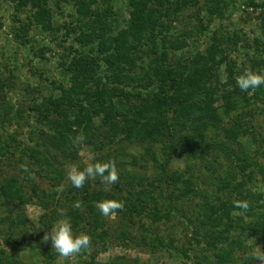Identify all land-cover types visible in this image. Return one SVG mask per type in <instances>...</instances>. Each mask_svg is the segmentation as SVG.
<instances>
[{"label":"rangeland","instance_id":"obj_1","mask_svg":"<svg viewBox=\"0 0 264 264\" xmlns=\"http://www.w3.org/2000/svg\"><path fill=\"white\" fill-rule=\"evenodd\" d=\"M78 1L49 0L48 27L32 21L22 38L15 28L31 21L30 7L16 14L20 0H0V149L8 150L7 154L0 151V184L20 178L25 200L31 201L21 212L24 225L14 229L7 220V207L0 204V263L4 264L1 256L6 253L15 255L19 264H260L250 250L258 246L264 252V91H241L236 77L249 69L264 74V0H195V5L181 10L172 6V15L145 33L136 46L132 58L144 69L167 57V67L181 69L182 79H190L191 73L200 77L197 90L186 92L217 112L204 135L192 124L181 133L191 143L173 132L133 140L120 131L111 135L105 118L94 115L88 95H82L76 100L79 109L88 113L89 123L87 130L86 123L81 129L73 127L76 137H84L79 145L72 139L78 153L73 160L68 155L74 148L59 155L48 147L52 141L41 139V131H50L32 109L51 110L50 99L73 87L87 94L102 87L131 89L127 81L120 86L114 83L113 72L96 62L100 49L90 35L116 36L125 31L132 20L129 1L84 0L86 17L80 16ZM83 31L88 34L82 41L87 46L80 49L77 43ZM151 36L160 41L154 53ZM74 58L80 60L76 72L70 68ZM143 70L136 73L141 76ZM160 80L136 85L142 98L145 87L152 93L168 90ZM79 109L74 106L65 113ZM51 118L60 119L56 114ZM115 123L120 124L119 119ZM222 145L241 156L228 158ZM87 150L95 154V161L86 159ZM22 152L29 172L21 169ZM39 154H46L48 161ZM238 157L246 161L243 169ZM97 161H114L118 181L108 191L99 177L89 179L82 188L73 187L66 165L76 164L82 170ZM54 170L62 173L60 184ZM174 174L186 181L179 183L171 178ZM137 179L142 180L138 185ZM219 180L232 184L222 191V185H216ZM152 184L160 193L157 205L147 199ZM59 185L64 187L62 192L55 190ZM104 199L122 201L123 211L114 218L103 216L96 205ZM235 200L247 201L249 207L246 211L231 207L228 220L223 208L233 206ZM60 209L74 235L91 238L87 251L67 259L52 249L50 240L43 241L61 218ZM234 211L241 214L233 215ZM159 241L167 247L162 248Z\"/></svg>","mask_w":264,"mask_h":264},{"label":"trees","instance_id":"obj_2","mask_svg":"<svg viewBox=\"0 0 264 264\" xmlns=\"http://www.w3.org/2000/svg\"><path fill=\"white\" fill-rule=\"evenodd\" d=\"M83 1L84 0H79L77 2V6L80 7V16L86 17L88 11L85 9L86 5ZM128 1L131 8L132 20L125 31L116 36H112L110 33L107 36H103V33L101 36L96 33H92L90 35L94 37V44L97 42L100 49L99 52L95 54L96 62H99L101 65L105 63L106 67L113 72L112 78L115 80H113L114 83H117V85L120 86L124 83V81H127L130 84L127 88L130 87L131 89L127 91V89L120 87H102L99 90L97 89L94 93H91L92 91H90L87 94V92L78 93L76 87H73L68 91L64 89L61 97L50 99L51 110L47 109L46 106H38L32 109V112H36V118L41 117L42 122H47L46 127H48L50 131V134H47L46 132H42L40 130L41 139L45 140V142H47L46 139L52 141L48 147L57 150L59 155H65L67 150L74 148V152L69 154L68 157L69 159L75 160L78 156L76 147L73 146L72 139L73 137H76V135H74L73 127L76 125L79 129H81L83 124L86 123L84 126L87 130V124L89 123L88 119H86V117H88V113L86 114L85 111L79 109L80 106L76 100L77 97L82 95H88L89 108L93 114H98L99 116L105 118L106 126H108V133L116 136L120 131V133H123L131 140L141 138L144 135L151 136L155 134L173 132L175 135L178 134L182 140H186L188 143H191L192 140H189L187 137L181 135V133L184 134L190 124L195 125V127L200 131V135H204L209 127L213 126L212 123L216 119L217 112H215V110L211 107V104L205 101L199 102V100H194L193 94H189V97L186 92V90H197L200 86V82L198 81L200 79L199 76L194 77L190 72V79H182V73L180 72L181 69H169L167 67V57L166 59L161 57L158 59L162 61L161 63L157 61V63H155L152 67H148V69L140 67L139 63H137L136 57L132 58L133 53L136 50V46L143 39L142 36L149 30H155L156 26L161 25V22L168 19L173 13L171 12L172 6L181 10L183 7L190 6L191 4L195 5V0H154L153 3H149L150 0ZM19 4L20 5L16 8V14H19L25 8L28 9L30 7L28 14L32 15L29 17L31 19L29 23L24 26H16L15 30L18 33L17 36L25 38L32 21L38 25L48 27V24L52 19L51 11L48 8L49 0H20ZM95 14L97 15V12H95ZM16 21H21L19 16ZM96 22L99 23L97 20ZM84 35L88 34H85L83 31V34L81 35L82 38L78 41L80 44L77 43L80 46V49L87 46L84 42H82L84 41ZM78 38L76 37V39ZM86 38L89 37L87 36ZM91 40L93 41V39ZM150 41L154 45L152 47V53H154L158 50L157 45L160 41L152 36L150 37ZM72 54H74V52ZM163 55L166 56V53ZM79 61L80 60H77V58L76 60L74 58L73 65L70 67L72 68L71 70H74V72L79 69ZM137 69H144L143 73L146 74V80L150 81V83L155 81L156 78L161 79L162 86L167 87L168 90L160 89L158 93H152L145 87L144 91L146 97L142 98L141 92L139 91L140 89L136 88V85L140 84L142 81H146L144 80L145 74L140 76L136 73ZM257 90L263 92L264 87L261 85L257 88ZM120 103L121 105H119ZM74 106H76V109L79 110L73 112V114L65 113L66 110L71 112ZM52 114H56L60 119L53 120L51 118ZM201 115H203V119L200 121L198 118ZM169 116H171L170 120ZM116 118L119 119L120 124L115 123ZM146 119L152 121L148 123ZM158 122H160V125H158ZM242 127L243 126L240 125L238 128L239 133L243 132ZM53 141L56 142L57 145H53ZM9 143L10 142L8 141L5 142L7 146ZM38 146L40 147L41 145ZM222 147L228 158L233 157V160L235 157L237 158V155L239 154H237V151L231 149L228 145H222ZM172 148L174 149L173 146ZM0 151H4L6 154L8 153V150L6 149L1 148ZM33 151L35 153L38 152L36 149H33ZM49 151L50 150H47L48 153ZM24 152H22L20 160L23 164H28L27 155H25ZM243 153L244 152L241 151L242 155ZM37 156L44 157L46 161H48L46 154H39ZM238 159L240 162V165L238 166L240 169H243L244 162L246 161H244L242 157H238ZM48 166L50 168L52 167V165ZM54 175L56 176L58 184H60L62 179L61 171L58 172L54 170ZM172 177L179 183L186 181V179L179 174H174L171 178ZM135 180L136 178L133 181ZM137 181L139 182L137 185L142 182L141 179H137ZM20 182V178L12 177L8 180L5 179V182L0 184V204H4L5 207H7V216L9 217L7 220H9L11 229H14L15 227L19 228L21 225H24L25 221L21 212H23L22 209L24 210L25 206L31 202L29 200H25L26 198L23 195ZM231 184V181L226 182L219 180V183L216 185H222L220 188L224 191L228 188L227 185ZM130 185H134V182ZM152 185L154 186L152 191L149 192L147 199L151 200L154 205H157L159 203L157 199L160 198V193H158V186H155V184ZM139 192L142 193V190ZM192 192V194H196L197 191L192 188ZM11 204H14V206ZM231 207L233 206L227 204L223 208V211L226 214L225 216L228 220L231 219L229 216V213L231 214ZM15 212L20 213V215L14 216ZM166 212L169 213L168 211ZM155 213L157 216L160 215L159 210H155ZM159 244L162 248L167 247L161 241H159ZM2 255L3 256L1 257H4L2 260L5 261L4 264H19L15 255H9L6 253L5 255Z\"/></svg>","mask_w":264,"mask_h":264},{"label":"clouds","instance_id":"obj_3","mask_svg":"<svg viewBox=\"0 0 264 264\" xmlns=\"http://www.w3.org/2000/svg\"><path fill=\"white\" fill-rule=\"evenodd\" d=\"M237 86L241 91L248 92L250 89L255 90L261 85H264V74H259L252 70H246L242 75L236 77ZM84 137L82 135L74 138V144H81ZM86 159L88 161H95V154L91 150L85 152ZM67 167V179L70 181L73 187L79 189L82 188L86 181L89 179L95 180L100 178L102 184H104L105 191L110 189V186L115 184L118 179V170L114 161L108 162H89L81 170L76 164H68ZM21 169L24 172H29V168L26 164L21 165ZM57 192L64 190L63 185H59L56 189ZM79 207V203L75 205ZM96 207L100 213L109 218H114L118 211H123L124 203L115 199H104L98 201ZM234 209H240L246 211L249 207L247 201L235 200L233 201ZM59 214L61 216L51 227V230L43 236V241H51L52 249L62 258L74 257L82 252L87 251L90 248L91 238L81 233L74 235L70 220L65 216L64 210L60 209ZM241 212L234 211L233 215H240ZM252 259L260 261V264H264V252L257 246L256 250H250Z\"/></svg>","mask_w":264,"mask_h":264}]
</instances>
